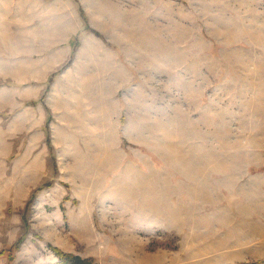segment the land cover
Masks as SVG:
<instances>
[{
    "label": "rangeland",
    "instance_id": "obj_1",
    "mask_svg": "<svg viewBox=\"0 0 264 264\" xmlns=\"http://www.w3.org/2000/svg\"><path fill=\"white\" fill-rule=\"evenodd\" d=\"M264 264V0H0V264Z\"/></svg>",
    "mask_w": 264,
    "mask_h": 264
},
{
    "label": "trees",
    "instance_id": "obj_2",
    "mask_svg": "<svg viewBox=\"0 0 264 264\" xmlns=\"http://www.w3.org/2000/svg\"><path fill=\"white\" fill-rule=\"evenodd\" d=\"M55 255L64 264H91V262H92L91 259H89V258L88 259H81V258L76 257V256L64 254L58 250L56 251Z\"/></svg>",
    "mask_w": 264,
    "mask_h": 264
}]
</instances>
